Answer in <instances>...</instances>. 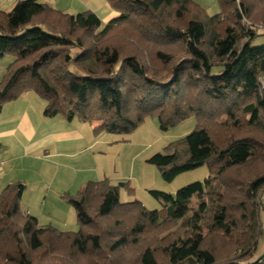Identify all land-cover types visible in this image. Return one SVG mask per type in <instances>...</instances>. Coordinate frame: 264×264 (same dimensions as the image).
Instances as JSON below:
<instances>
[{
  "label": "trees",
  "instance_id": "16d2710c",
  "mask_svg": "<svg viewBox=\"0 0 264 264\" xmlns=\"http://www.w3.org/2000/svg\"><path fill=\"white\" fill-rule=\"evenodd\" d=\"M118 14L104 26L87 10L70 14L38 0L0 9V112L33 92L44 117L60 116L101 133L128 135L148 117L168 130L189 117L195 128L147 163L164 182L206 166L203 181L174 194L150 191L161 210L121 202L122 187L87 182L71 196L79 229L41 226L21 209L26 189L0 193V264H124L152 229L180 223L189 232L131 264H264V171L241 180L232 171L264 163V0H217L209 16L192 0H107ZM256 2V3H255ZM197 207H191L192 202ZM191 213L189 216L188 214ZM126 218L130 223H126ZM121 260V261H120ZM126 264V263H125Z\"/></svg>",
  "mask_w": 264,
  "mask_h": 264
},
{
  "label": "rangeland",
  "instance_id": "374dc122",
  "mask_svg": "<svg viewBox=\"0 0 264 264\" xmlns=\"http://www.w3.org/2000/svg\"><path fill=\"white\" fill-rule=\"evenodd\" d=\"M192 1L198 4L209 16L216 15L220 11L217 0ZM256 7L257 13L264 15V7ZM87 10L94 12L103 26L107 23L111 13H116L107 0H72L73 15ZM255 43L264 44V36L260 37ZM11 62L12 58L10 57L1 59L0 69ZM2 76L3 74H0V79ZM260 87L261 89L264 87V76L260 78ZM68 124L62 121L60 129L67 130ZM195 125V118L189 117L175 127L163 130L156 117H148L134 132L128 135L101 133L94 136L92 125L78 123L76 120L75 123H72V131L76 130L81 139H75V136H72L77 141L76 143L72 142V170L78 169L79 171L73 170L72 172V190H70L69 195L75 196L77 191L87 182H99L106 179L113 186L119 183L128 184L131 190L124 187L120 189L119 198L121 202L137 200L149 211L161 210L160 203L151 196L150 191L174 194L188 184L203 181L208 175V169L206 166L200 167L180 174L172 182L167 183L161 179L158 169L148 164L147 160L155 153L162 152L170 143L190 133ZM253 134L264 148V135L259 131ZM62 149L70 150V148L63 146ZM75 153L76 155H74ZM263 171L264 163L262 162L234 170L232 175H237L241 180H249ZM57 193H59V190L57 185L54 184L47 193V204L52 208L49 210L38 209L34 217L38 219L41 226L51 225L61 232H75L79 229L75 211L73 207L62 202ZM55 195H57V198H55ZM58 201L61 203L58 204ZM197 205V202L193 201L191 207L195 209ZM125 220L127 224L130 223L128 218ZM188 233L181 222L176 225L171 224L152 229L140 237V247L138 245L137 249H125L119 257H122L121 260H127L130 257L133 260V257L143 246L160 249L170 242L175 235L183 237ZM263 243L264 235L260 241V246ZM126 260L124 264H131L128 263L131 261L126 262ZM77 264H86V260H80Z\"/></svg>",
  "mask_w": 264,
  "mask_h": 264
},
{
  "label": "crops",
  "instance_id": "0c3cea01",
  "mask_svg": "<svg viewBox=\"0 0 264 264\" xmlns=\"http://www.w3.org/2000/svg\"><path fill=\"white\" fill-rule=\"evenodd\" d=\"M18 1L0 0V9L8 12ZM38 1L72 14V0ZM117 16V13H111L107 22ZM3 58L0 57V61ZM7 66L0 69V74H4ZM44 107V101L33 92H27L5 104L0 112V193L9 184H24L21 209L31 216H35L38 209L52 208L47 204V193L54 184L59 190V199L64 202L61 194L70 193L72 172L79 171L72 170V145L77 142L72 136L81 139L76 130L72 131L76 119L44 117ZM62 121L69 123L70 128L61 130ZM62 146L70 150L62 149ZM263 252L264 243L258 247L257 255Z\"/></svg>",
  "mask_w": 264,
  "mask_h": 264
},
{
  "label": "water",
  "instance_id": "95a60500",
  "mask_svg": "<svg viewBox=\"0 0 264 264\" xmlns=\"http://www.w3.org/2000/svg\"><path fill=\"white\" fill-rule=\"evenodd\" d=\"M263 92H264V87L262 88ZM264 257V254L262 256H260L256 261L258 262L260 259H262Z\"/></svg>",
  "mask_w": 264,
  "mask_h": 264
}]
</instances>
